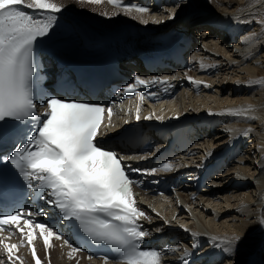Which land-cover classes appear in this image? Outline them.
Returning <instances> with one entry per match:
<instances>
[{"label":"snow or ice","instance_id":"snow-or-ice-1","mask_svg":"<svg viewBox=\"0 0 264 264\" xmlns=\"http://www.w3.org/2000/svg\"><path fill=\"white\" fill-rule=\"evenodd\" d=\"M86 2L100 4L102 0ZM108 3L124 7L119 0H108ZM24 9L42 12L44 17L37 18ZM132 10L141 15L149 11L144 7H125V11ZM60 11L62 8L54 0H0V122L37 118L33 96L36 72L33 48L38 38L49 34L56 20L54 14ZM174 18V14L168 17ZM259 23L264 27V20ZM146 83L137 77L136 84L126 89L128 93H135L141 104L144 96L137 92L136 85ZM256 84L264 86V80ZM141 104L136 107L137 121L141 118ZM44 106L46 110L42 114L44 119L39 121L40 126L26 144L5 159L20 174L27 187L38 194L39 199L58 211L60 220L75 223L94 243L112 249L116 253L117 264H161L160 252L141 248L149 233L137 223L145 217V213L135 206L131 191L133 182L122 164L123 158L95 142L103 114L107 111L110 123L112 109L57 97H49ZM250 111H253L251 106L231 114L244 117ZM245 118L255 119L254 116ZM144 119L150 120L152 115ZM163 170L171 171L172 165L165 164ZM155 171L148 170V173L154 174ZM34 215L44 213L17 210L0 215V234L18 231L21 235L20 245L8 244L0 239V251L6 254L7 264H17L20 246L30 247L35 264H42L34 245L37 229L43 238L46 254L52 247V239L63 240L71 248L69 258L81 251L72 247L51 226L32 220ZM259 223L264 225V218ZM240 239L234 236L220 241L229 257L235 254ZM187 255L186 251L184 256ZM0 264L5 262L0 260ZM105 264H108V258H105Z\"/></svg>","mask_w":264,"mask_h":264},{"label":"bare ground","instance_id":"bare-ground-1","mask_svg":"<svg viewBox=\"0 0 264 264\" xmlns=\"http://www.w3.org/2000/svg\"><path fill=\"white\" fill-rule=\"evenodd\" d=\"M123 1L119 0L120 3ZM162 1L163 7L147 8L149 11L141 15L135 10L125 11V8L114 7L108 0H102L100 4L88 3L86 0H54L63 12L74 16L83 24H91L101 33L123 28L124 25H136V35L157 39L161 33L171 28L177 30L179 26L192 30L198 26V29L210 30L205 39L210 53L196 59L201 71L194 74L195 77L199 75L200 84L197 89L202 91H196L195 94L188 91L186 96L170 102L167 117L186 115L193 118L195 115L209 127V131L205 130L212 140L203 141L200 146H204V150L197 149L193 156L185 159L187 165L194 167L204 160L210 164L225 157L232 172L240 170V177L237 181L233 177L221 179L226 175L215 177L217 179L214 180L209 195L195 202H190L189 196L184 195L192 190L189 184H183L181 190L184 191L177 197L162 198L157 202L159 205H150L147 220L150 218L154 227L164 231L178 228L179 235L185 236L187 240L182 247L186 251L195 252L203 246V243L197 244L194 240L199 231L202 233V242L208 243L206 251H209V245L215 246L210 251V256L217 259L225 257L229 264H233L230 263L233 257L237 264H264V238L256 240L257 233L260 235L264 232V225L259 223L264 218V92L260 90L264 86L256 84V80H264L261 73V68L264 67V38L256 42L245 37L230 46L228 41L219 37L222 33L216 30L217 27H224L228 35L238 36L235 32L239 31L240 19L231 11L216 15L210 9L218 10L225 5L224 11L228 8L236 10L241 5L239 0H173L174 4H170L168 0H158L159 6ZM262 1L264 5V0ZM183 3L189 5L183 6ZM212 4L214 9L211 8ZM181 7L188 11L182 12ZM250 12L247 13L250 15ZM171 14H174V19H168ZM196 16L200 17L195 18ZM201 16H206L207 19ZM74 53L79 56L75 50ZM212 73L216 74L211 75ZM249 106L253 111L247 112L244 117L231 114ZM253 116L255 119L245 118ZM206 166H202L204 176L208 174ZM245 181L251 182L250 187L236 188ZM163 213L167 223L177 224L165 225L160 218ZM234 236L241 239L235 254L229 257L220 241ZM186 251L182 250V254ZM177 253L179 249L172 250L165 260H161V264H179L177 260L180 256Z\"/></svg>","mask_w":264,"mask_h":264},{"label":"rangeland","instance_id":"rangeland-1","mask_svg":"<svg viewBox=\"0 0 264 264\" xmlns=\"http://www.w3.org/2000/svg\"><path fill=\"white\" fill-rule=\"evenodd\" d=\"M238 1V0H237ZM241 1V2H240ZM243 1V2H242ZM262 0H239L238 2L241 4L240 5V8H237L236 10H234L233 8H228V10L224 11L226 7L225 5H222L221 7H219V11L217 9H214V5L212 4V7L214 9V11H212L210 9V12H213L215 13L216 15H219V12L221 14H226L227 11H231L233 12V15L235 17H238L240 20V27H239V31L238 33L235 32L238 36V42L241 41V39H244L245 37L249 38V39H252V40H255L256 42H259L262 40V38H264V27L261 26V24L259 23V21L261 20H264V5H263V1L261 2ZM201 2V1H200ZM226 2H228L226 0ZM225 2V3H226ZM184 5L183 6H188L189 4L187 3H183ZM258 4V5H257ZM177 5V4H175ZM182 6V7H183ZM259 6V7H258ZM180 7V6H179ZM182 7H181V11L182 12H186L188 11V9L185 10H182ZM209 7V6H208ZM223 8V9H222ZM253 8V9H252ZM259 8V9H258ZM255 12H252L254 11ZM170 11V10H169ZM209 11V10H208ZM216 11V12H215ZM250 12V15L249 13L247 12ZM197 17H200V16H196L195 18ZM201 17H205L206 16H201ZM242 18V19H241ZM212 21V19H210ZM212 23L214 24L215 22L212 21ZM211 26V25H210ZM212 28V26H211ZM195 29H198V26H196ZM193 31V30H192ZM210 31V30H209ZM244 36V37H243ZM241 47V45H240ZM261 73H263L264 75V67L261 68ZM216 73H212L211 75H215ZM259 75H262V74H259ZM222 77V76H221ZM225 78V77H224ZM222 79V78H221ZM256 81H262L261 79L260 80H256ZM260 90H263L264 92V87L263 88H260ZM257 98V97H256ZM255 98V99H256ZM211 143V142H210ZM199 156V155H198ZM251 161V159H250ZM252 162V161H251ZM184 199H186L184 196H183ZM165 213V212H164ZM163 213V214H164ZM161 218V217H160ZM170 219V218H169ZM174 221V219H170V221ZM162 221H164L165 225L166 224H177V223H173V222H166V220L164 219V217H162ZM176 222V221H174ZM256 230V229H255ZM258 237L256 238L259 239V238H264V232L262 234L259 235V233H257ZM221 239V238H218V240ZM214 246V245H213ZM215 247V246H214ZM236 252V250H235ZM228 261V259H226ZM236 263V260L235 258L233 257L231 260H230V263ZM226 264H229V261L226 263ZM237 264V263H236Z\"/></svg>","mask_w":264,"mask_h":264}]
</instances>
